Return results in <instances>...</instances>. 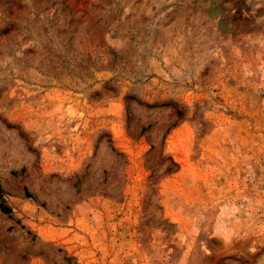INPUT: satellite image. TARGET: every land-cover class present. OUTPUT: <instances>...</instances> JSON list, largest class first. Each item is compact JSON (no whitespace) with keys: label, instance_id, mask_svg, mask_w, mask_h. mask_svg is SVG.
I'll return each mask as SVG.
<instances>
[{"label":"rangeland","instance_id":"1","mask_svg":"<svg viewBox=\"0 0 264 264\" xmlns=\"http://www.w3.org/2000/svg\"><path fill=\"white\" fill-rule=\"evenodd\" d=\"M0 264H264V0H0Z\"/></svg>","mask_w":264,"mask_h":264},{"label":"trees","instance_id":"2","mask_svg":"<svg viewBox=\"0 0 264 264\" xmlns=\"http://www.w3.org/2000/svg\"><path fill=\"white\" fill-rule=\"evenodd\" d=\"M0 210L3 212V213H10L11 212V209L6 206L3 201H2V189H1V185H0Z\"/></svg>","mask_w":264,"mask_h":264}]
</instances>
